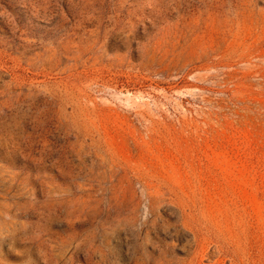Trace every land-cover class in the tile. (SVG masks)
<instances>
[{
    "label": "rangeland",
    "instance_id": "obj_1",
    "mask_svg": "<svg viewBox=\"0 0 264 264\" xmlns=\"http://www.w3.org/2000/svg\"><path fill=\"white\" fill-rule=\"evenodd\" d=\"M0 264H264V0H0Z\"/></svg>",
    "mask_w": 264,
    "mask_h": 264
}]
</instances>
